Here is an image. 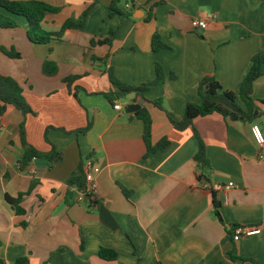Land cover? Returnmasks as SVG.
I'll use <instances>...</instances> for the list:
<instances>
[{
	"label": "crops",
	"instance_id": "obj_1",
	"mask_svg": "<svg viewBox=\"0 0 264 264\" xmlns=\"http://www.w3.org/2000/svg\"><path fill=\"white\" fill-rule=\"evenodd\" d=\"M40 1L61 8L44 18L47 31L59 32L71 18L83 25L44 44L30 41L23 16H16V27H0V45L21 54L0 50V73L18 80L33 111L24 116L8 105L0 115V258L6 264L20 256L31 264H264V158L251 132L253 123L264 132V74L254 86L262 109L254 121L212 113L176 129L169 118L181 120L188 102L201 101L198 84L206 75L244 106L243 78L253 56L264 53V0H120L129 15L112 11L113 0H100L87 15L94 0ZM194 18L207 28H195ZM156 34L161 46L154 49ZM99 38L112 44L92 46ZM45 59L58 64L56 75L44 74ZM157 65L164 80L144 92L142 106L152 118L153 143L167 137L169 144L147 156L144 122L126 112L142 98L111 102L105 93L118 87L107 70L138 86L155 80ZM22 122L29 143L42 151L53 143L61 158L53 164L36 158L21 168ZM194 128L210 162L204 181L194 160ZM89 161L100 168L93 203L77 200L72 181ZM19 193H25L24 214L6 198ZM236 226L259 232L236 241ZM101 247L117 258L103 259Z\"/></svg>",
	"mask_w": 264,
	"mask_h": 264
},
{
	"label": "trees",
	"instance_id": "obj_2",
	"mask_svg": "<svg viewBox=\"0 0 264 264\" xmlns=\"http://www.w3.org/2000/svg\"><path fill=\"white\" fill-rule=\"evenodd\" d=\"M99 1L100 0H94L92 5L84 11V15H87L91 8ZM0 7L4 10L0 11V27H16L18 26L16 16H23L28 21V38L34 43L44 44L54 39L61 40L62 34L65 30L69 28H81L83 25V22L77 23L71 18L64 23L59 32L47 31L43 27L44 18L49 13L59 12L61 8L40 0H0ZM111 9L112 11L120 12L123 15L130 14L129 12L123 11L120 0H113L111 3ZM95 44H112V38L93 39L91 45L94 46ZM160 46V38L156 34L153 37V47L156 49ZM0 50L11 58H19L21 56L20 52L14 47L8 48L0 45ZM93 59L106 62V58L97 57L96 55H93ZM263 65L264 53H256L252 58V63L248 72L243 78L239 91V96L244 106L238 102L236 93L232 90L224 89L213 75L204 76L198 84V94L200 95L201 101L199 103L188 102L186 104L184 116L181 120L172 118L168 113L173 126L176 129H185L192 126L195 118L212 113H219L230 120L254 121L262 114L261 106L254 98L253 93L256 80L264 74ZM43 72L47 76L56 75L58 72V64L53 60L45 59L43 63ZM107 73L110 80L118 87L116 92L105 93L111 102H114L116 99L124 98L129 94H134L135 99L137 97L145 99L144 92L151 87L162 83L164 80L163 71L158 65L156 66L157 76L155 80L138 86L119 81L114 76L111 68L107 70ZM78 77L79 76L77 75L69 76L66 77L65 81L70 84ZM152 102L163 109L161 99H155ZM8 105H13L20 110L24 116L33 113L24 94V90L18 80L10 75L0 73V115H3L6 112ZM135 117L142 119L144 122V141L147 148L146 155L148 156L152 152L166 148L169 144L167 137H163L155 144L153 143L151 137L152 118L145 106H142L135 112ZM88 128L89 125L85 129ZM194 132L198 139V151L194 156V160L199 169L198 178L200 181H204L208 178L206 172L210 168V162L206 155L204 140L195 128ZM21 136L23 142V152L19 159L21 168L28 167L36 158H46L52 164L61 158L60 152L53 143H51V148L48 151H42L29 143L25 138L24 122L21 123ZM72 181L78 186L79 190H84L86 184L84 172H82L81 175L72 177ZM24 195L25 193H19L17 197H11L10 195L6 196L8 202L14 207L17 214L25 213V209L21 206V201ZM213 195L214 205L217 207L219 203L215 198L216 193L213 192ZM85 196V201H89L90 203L95 201V196L87 193ZM216 213L218 214V211ZM100 256L105 260H114L118 255L113 249L101 247ZM0 264L6 263L0 258ZM14 264H31L30 258L28 256H20L15 260Z\"/></svg>",
	"mask_w": 264,
	"mask_h": 264
},
{
	"label": "built area",
	"instance_id": "obj_3",
	"mask_svg": "<svg viewBox=\"0 0 264 264\" xmlns=\"http://www.w3.org/2000/svg\"><path fill=\"white\" fill-rule=\"evenodd\" d=\"M192 25L197 29H205L208 26V22L204 19L194 18L192 21ZM115 109L120 110L122 105L119 101H117L114 105ZM251 132L253 138L258 145L259 151L258 156L259 158H264V132L259 123H253L251 127ZM100 172V168L93 164L92 161H89L85 167V188L84 190L78 191V201H85L86 200V193L90 195H97L98 193V186L96 182V174ZM233 186V182L229 183L227 188ZM259 232V228L255 227H248V226H236L233 230V239L239 240L244 235H251L254 233Z\"/></svg>",
	"mask_w": 264,
	"mask_h": 264
},
{
	"label": "water",
	"instance_id": "obj_4",
	"mask_svg": "<svg viewBox=\"0 0 264 264\" xmlns=\"http://www.w3.org/2000/svg\"><path fill=\"white\" fill-rule=\"evenodd\" d=\"M142 103H143V99H139L136 103L127 105L126 112L129 114L135 113L138 109L141 108Z\"/></svg>",
	"mask_w": 264,
	"mask_h": 264
},
{
	"label": "rangeland",
	"instance_id": "obj_5",
	"mask_svg": "<svg viewBox=\"0 0 264 264\" xmlns=\"http://www.w3.org/2000/svg\"><path fill=\"white\" fill-rule=\"evenodd\" d=\"M125 102H127V99L126 100H124Z\"/></svg>",
	"mask_w": 264,
	"mask_h": 264
}]
</instances>
